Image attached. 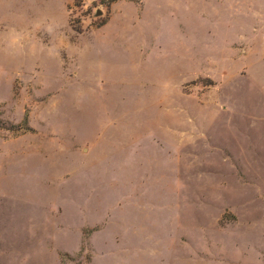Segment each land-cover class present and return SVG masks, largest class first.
<instances>
[{
  "label": "rangeland",
  "instance_id": "obj_1",
  "mask_svg": "<svg viewBox=\"0 0 264 264\" xmlns=\"http://www.w3.org/2000/svg\"><path fill=\"white\" fill-rule=\"evenodd\" d=\"M114 3L0 0V264H264V0Z\"/></svg>",
  "mask_w": 264,
  "mask_h": 264
},
{
  "label": "crops",
  "instance_id": "obj_2",
  "mask_svg": "<svg viewBox=\"0 0 264 264\" xmlns=\"http://www.w3.org/2000/svg\"><path fill=\"white\" fill-rule=\"evenodd\" d=\"M148 2V0H143L142 1V6H144L146 3ZM124 4V5H129L130 4V2H128V1H117V2H115L114 3V6L116 5V4Z\"/></svg>",
  "mask_w": 264,
  "mask_h": 264
},
{
  "label": "trees",
  "instance_id": "obj_3",
  "mask_svg": "<svg viewBox=\"0 0 264 264\" xmlns=\"http://www.w3.org/2000/svg\"><path fill=\"white\" fill-rule=\"evenodd\" d=\"M100 1H102V0H100ZM117 1H128V2H133V3L140 4L143 0H109L110 3H114V2H117Z\"/></svg>",
  "mask_w": 264,
  "mask_h": 264
},
{
  "label": "water",
  "instance_id": "obj_4",
  "mask_svg": "<svg viewBox=\"0 0 264 264\" xmlns=\"http://www.w3.org/2000/svg\"><path fill=\"white\" fill-rule=\"evenodd\" d=\"M96 14H97V15H99V14H100V12H99V11H97V12H96Z\"/></svg>",
  "mask_w": 264,
  "mask_h": 264
}]
</instances>
